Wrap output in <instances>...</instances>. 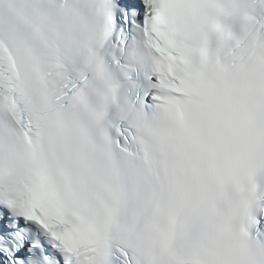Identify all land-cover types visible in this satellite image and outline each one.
Instances as JSON below:
<instances>
[{
    "label": "snow or ice",
    "instance_id": "1",
    "mask_svg": "<svg viewBox=\"0 0 264 264\" xmlns=\"http://www.w3.org/2000/svg\"><path fill=\"white\" fill-rule=\"evenodd\" d=\"M0 264H264V0H0Z\"/></svg>",
    "mask_w": 264,
    "mask_h": 264
}]
</instances>
